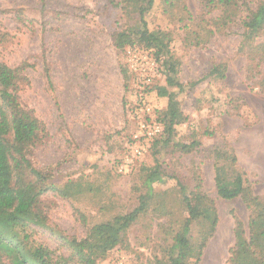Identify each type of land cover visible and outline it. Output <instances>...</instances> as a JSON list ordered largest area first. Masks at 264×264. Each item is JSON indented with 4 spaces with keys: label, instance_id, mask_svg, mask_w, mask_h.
Returning <instances> with one entry per match:
<instances>
[{
    "label": "rangeland",
    "instance_id": "374dc122",
    "mask_svg": "<svg viewBox=\"0 0 264 264\" xmlns=\"http://www.w3.org/2000/svg\"><path fill=\"white\" fill-rule=\"evenodd\" d=\"M154 1L148 25L171 33L184 88L169 90L177 93L187 119L176 126L170 144L156 142L131 171L119 173L116 158L126 153L132 130L133 84L124 48L148 0H0V61L21 68L19 102L40 121L26 157L54 185L37 205L43 225L30 223L25 230L55 259L71 255L93 226L131 212L145 196L146 211L128 229L119 254L137 264L164 263L188 217L184 193L201 185L214 201L218 223L198 264H228L235 220L247 230L250 211L240 197L219 196L215 149L226 179L244 172L254 193L264 196V62L257 65L248 48L240 50L243 22L264 0L237 7L210 0ZM262 42L264 32L255 45ZM190 143L192 151L181 149ZM157 165L164 179L153 184L151 194L147 179ZM202 230L193 225V242L202 241Z\"/></svg>",
    "mask_w": 264,
    "mask_h": 264
},
{
    "label": "trees",
    "instance_id": "16d2710c",
    "mask_svg": "<svg viewBox=\"0 0 264 264\" xmlns=\"http://www.w3.org/2000/svg\"><path fill=\"white\" fill-rule=\"evenodd\" d=\"M241 1L244 2L210 0L211 3L235 7ZM109 2L118 4L116 0ZM154 2L148 0L147 5L139 8V23L136 28L129 31L130 39L124 52L129 45H137L149 51L160 62L161 77L147 87L144 100L156 105L158 119L163 124V131L155 143L163 140V143L170 144L176 126L183 123L187 117L181 109L177 93L170 91L169 88L182 90L184 85L178 79L180 62L172 50L171 33L160 28L155 30L149 28L147 12ZM168 2L172 3L173 0ZM243 24L245 31L240 50L245 51V48H248L249 58L260 65L264 62V42L257 45L255 42L264 32V1L250 9ZM216 70L217 68H214L211 72L214 73ZM21 71L19 67L11 68L0 61V264H71V262L99 264V260H105L107 257L108 261L105 264H113L121 255L118 246L128 229L139 215L146 211L145 196L141 198L140 206L131 212L117 215L110 221L93 226L89 236L76 243L73 253L68 257H62L61 260L55 259L47 246L36 242L25 230L26 225L30 223L43 225L37 205L41 196L53 189L54 185L48 184V176L35 168L26 157V148L38 136L40 121L31 110L25 109L19 102L17 90L22 80ZM261 86L264 89V85ZM135 94L133 89V97ZM132 102L134 103L133 99L129 102V110ZM128 113L132 132L135 123L130 118L129 111ZM131 132L127 135L126 142H130ZM10 134L13 137L8 140ZM193 146V143L183 144L181 149L189 152L193 150ZM214 153L215 181L219 196L224 199L240 197L250 211L247 230L240 218L235 220L236 242L230 249L228 264H264V196L254 193L253 183L244 172L239 171L232 179H226L223 166L219 163L221 151L215 149ZM145 156L139 160H143ZM116 159L119 161L120 158ZM232 160L234 164L237 163L235 156ZM133 167L135 163L132 169ZM163 174L160 165L150 173L147 184L151 194L153 184L163 181ZM26 175L33 176L34 179L23 180ZM183 202L187 206L188 217L182 228L174 235L168 259L162 264H198L204 247L216 231L218 223L216 207L215 204L212 205L214 201L211 197L202 191L201 185L196 186L189 194L184 193ZM195 223L203 226L198 235L199 239H202L199 244L192 241V227ZM96 237L101 239L100 245L95 243ZM131 263L137 264L134 260Z\"/></svg>",
    "mask_w": 264,
    "mask_h": 264
},
{
    "label": "built area",
    "instance_id": "2783aa9c",
    "mask_svg": "<svg viewBox=\"0 0 264 264\" xmlns=\"http://www.w3.org/2000/svg\"><path fill=\"white\" fill-rule=\"evenodd\" d=\"M124 59L132 74L134 103L130 105V118L135 123L130 142L125 143L126 153L117 162V171L127 173L132 165L142 159L163 131V124L158 119L156 105L145 102L147 87L161 77L160 62L149 51L137 45H129L124 52ZM113 264H132L124 255H120Z\"/></svg>",
    "mask_w": 264,
    "mask_h": 264
}]
</instances>
